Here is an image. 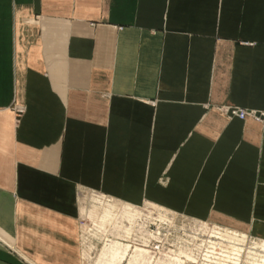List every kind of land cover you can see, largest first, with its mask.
<instances>
[{
	"label": "crops",
	"instance_id": "1",
	"mask_svg": "<svg viewBox=\"0 0 264 264\" xmlns=\"http://www.w3.org/2000/svg\"><path fill=\"white\" fill-rule=\"evenodd\" d=\"M78 189L264 241V0H0V264H80Z\"/></svg>",
	"mask_w": 264,
	"mask_h": 264
},
{
	"label": "rangeland",
	"instance_id": "2",
	"mask_svg": "<svg viewBox=\"0 0 264 264\" xmlns=\"http://www.w3.org/2000/svg\"><path fill=\"white\" fill-rule=\"evenodd\" d=\"M77 194L80 197V214L77 216L80 264H176L171 260H153L148 252L138 248L141 244L139 240L145 239L142 223L139 221L147 215L142 210L144 205L134 207L83 189H78ZM145 206L157 211L160 209L153 204ZM133 207L136 210L131 212ZM126 208L130 210L127 211ZM188 220L189 223L183 229L194 231V238L190 239L193 246L187 252L189 257L190 253L195 259L200 256L199 252H203L200 250L202 244L207 246L204 251L205 258L213 252L227 257L224 259L233 257L230 260L235 262L241 258L242 264H258L257 261L264 264V241H256L244 234L220 229L200 220ZM172 222L170 221L171 224ZM225 232L234 236L231 238ZM200 234L211 236L213 240L197 243L196 238Z\"/></svg>",
	"mask_w": 264,
	"mask_h": 264
},
{
	"label": "built area",
	"instance_id": "3",
	"mask_svg": "<svg viewBox=\"0 0 264 264\" xmlns=\"http://www.w3.org/2000/svg\"><path fill=\"white\" fill-rule=\"evenodd\" d=\"M226 114L229 117H237L239 119H243L245 116H251L255 119H259L260 117V115L255 113L254 111L245 110L233 106H228L226 108ZM173 217L174 222H172V224H168L166 222H159V220H157L155 216L150 217L149 215L143 216L142 219L139 220L140 223H142V229H145L151 233H154L155 229L159 228V231L154 233L156 234V236L159 237V239L151 238L150 245L148 247L150 252L155 253L156 256L159 253H168L172 249L174 250V248L178 245L189 246L190 241L192 240V238H194L192 237V233L194 232L193 230L190 231L188 229H183V227H186L185 224L189 223V220L179 214L173 215ZM183 230L185 232H183ZM212 238L213 237L211 236L207 237V235L205 234H200L196 238V242L199 243L205 241L207 243L208 240H213ZM205 248H207L206 245L203 246L202 244H200V250H202L203 252H199L200 256H197L196 260H194L193 262H185V264H242L243 262L241 258L237 262H235L234 260H230L233 257H230L229 259H224L227 257H224L218 253H214L213 255L211 253V256L207 255L208 258H205ZM221 259L223 261L222 263L219 262V260Z\"/></svg>",
	"mask_w": 264,
	"mask_h": 264
},
{
	"label": "bare ground",
	"instance_id": "4",
	"mask_svg": "<svg viewBox=\"0 0 264 264\" xmlns=\"http://www.w3.org/2000/svg\"><path fill=\"white\" fill-rule=\"evenodd\" d=\"M145 207L146 206L144 205L143 208H142V210H144L147 213V215H149L150 217L155 216L156 219L159 220V222H166L168 224H171L170 221L171 222L174 221L173 215H178L176 213H173V212L164 210L162 208H160L157 211V210H153L151 208L148 209V208H145ZM126 210L129 211L130 209L129 208H126ZM135 210H136V208L133 207V209L131 210V212H134ZM171 217H173V218H171ZM142 231L144 232L143 234L145 235V239L139 240V242L141 244L138 245V248L144 249L146 252H148V254L150 255V257L153 260H165V261L171 260V261H175L176 264H185V262H193L194 260H196L195 258H193V254L190 253V257L187 255L188 249L193 246L192 243H190L189 246H179L178 245L179 247L176 246L174 248V250L172 249L168 253H159L156 256L155 253L150 252V250L148 249V247L150 245L151 238L159 239V237L156 236V234H154V233H156V232L159 231V228L158 229H155V232L154 233H151V232H149V231H147L145 229H142ZM212 248L214 249V247H212ZM213 254L214 253L212 252V255ZM218 254L221 255V253H218ZM210 256H211V253H210ZM188 257H189V260H188ZM206 258H208V256ZM221 260H219L220 263H222Z\"/></svg>",
	"mask_w": 264,
	"mask_h": 264
}]
</instances>
